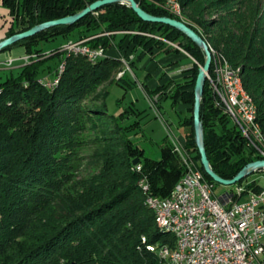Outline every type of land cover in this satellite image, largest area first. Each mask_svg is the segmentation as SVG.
I'll use <instances>...</instances> for the list:
<instances>
[{
	"label": "trees",
	"instance_id": "1",
	"mask_svg": "<svg viewBox=\"0 0 264 264\" xmlns=\"http://www.w3.org/2000/svg\"><path fill=\"white\" fill-rule=\"evenodd\" d=\"M95 1L3 0L14 18L6 37L73 15ZM136 1L153 15L175 17L149 0ZM186 1H181L183 7ZM15 18L21 26L13 31ZM193 21L185 19L202 35L198 26L203 27L204 21ZM132 24L160 27L171 31V35L184 36L191 44L189 52L204 62L201 48L184 33L166 24L144 21L126 2L107 4L72 25H57L15 44L31 53L38 50L40 41L69 35L82 26L94 34L103 29L129 28ZM213 26H219L220 33L202 36L233 70L243 75L264 133V37L254 28L249 29V25L241 35L237 34L236 24L223 21ZM53 57L59 58L54 68L56 76L66 58L58 51L42 61L33 59L20 68L18 76L0 84V264H165L148 246L168 243L173 248L174 237L157 225L155 212L138 185L141 173L132 168L136 165L133 160L140 158L142 174L149 177L152 193L167 197L183 175L169 141L161 144L160 158L146 156L129 136L136 124L125 125L123 112H109L104 100L100 104H83L92 89L109 79L121 64L119 59L107 55L91 62L84 56H67L58 84L50 89L39 81V74L42 65ZM196 70V64L185 70L191 74L169 96L174 103L179 100L189 105L190 115L185 122L190 126L189 139L195 145ZM208 85L206 81L201 106L204 143L213 170L229 179L260 156L247 146L240 129L216 104ZM84 119L94 125L100 137L86 175L75 182L64 175L63 168H68L78 145ZM198 156L205 178L218 183L206 173L200 152ZM256 182L250 180L247 191H260L262 185Z\"/></svg>",
	"mask_w": 264,
	"mask_h": 264
},
{
	"label": "rangeland",
	"instance_id": "2",
	"mask_svg": "<svg viewBox=\"0 0 264 264\" xmlns=\"http://www.w3.org/2000/svg\"><path fill=\"white\" fill-rule=\"evenodd\" d=\"M149 1L156 3L173 14L168 5L169 0H158V3L155 0ZM181 1L176 0L181 6L180 15L182 16V18L180 16L177 19L184 22L185 19L191 22H194V19L204 21L205 27L198 26V30L205 37L215 36L219 30L221 31L219 26L216 27L213 24L223 21L227 24L229 22L231 26L232 24L238 25V35L243 34V30L249 25V29L254 28L264 37V0H185L184 7ZM20 26L18 18H15L13 31ZM248 34L249 32H247ZM70 42L78 43L82 47H103L104 57L111 55L121 62L113 70L107 81L100 83L86 95L83 100L84 105L100 104L104 100L107 103L109 112L116 114L123 112L125 125L136 124L129 132V136L144 150L142 152L144 155L159 158L162 151L161 144L165 140H168L172 153L178 159L182 174L185 173L189 165L199 168L198 147L191 143L189 139L190 126L185 122L186 118L190 115L188 110L189 105L179 100L174 103L173 99L169 96L184 83L187 78L186 76L191 74L190 72H185V70L191 68L194 64L197 65L196 77L198 76L199 68L204 65L206 59L205 52L201 47L204 58L203 63L199 62L196 56L189 52L191 44L187 38L178 34L171 35V31H165L160 27L132 24L129 28L111 31L103 29L98 33L91 34L86 26H82L69 35H59L50 40L40 41L37 44L38 50H33L31 53H28L26 48L21 44H15L1 51L0 84L11 76L19 75L20 68L11 69L15 64L23 63L25 65L33 59H40L42 61L55 51L64 54L66 57L68 53L71 56H84L66 49L65 46L69 45ZM90 42L95 46H92ZM20 47L24 48L26 53L13 56V52ZM209 47L212 55V49H216L211 45ZM174 55L181 56V59L167 60L165 62L161 60L163 57L172 56L173 58ZM58 60V57H53L42 65L43 71L39 74V81H53L55 79L54 68L58 65ZM146 62L149 67L180 63V71H183V75L180 79H171L165 85L160 84L155 89H149L150 99L143 85H147L152 75L150 74V77L147 74L141 78L143 73L142 66ZM187 63L189 68L185 65ZM51 70H54L53 74ZM172 71L170 70V72ZM163 76L161 74L157 79L160 81ZM127 82H131L130 87L125 88L121 86V84ZM156 89L158 90L156 91ZM210 90L212 91L211 88ZM106 92L108 94L106 99H104ZM163 99L165 100L162 101ZM181 105L184 106L180 109ZM85 121L86 119L82 121V129L77 136L78 145L74 147L68 168L66 170L65 167L63 168L64 175L68 176V178L70 177L75 182L81 181L86 175L89 158L98 148L100 137L94 125ZM225 122L232 125L227 118H225ZM132 170L137 171L135 168H132ZM142 170L137 172L142 174ZM252 179H259L264 184V172L255 171L248 177V180ZM233 187L234 185L216 183L215 193L221 196Z\"/></svg>",
	"mask_w": 264,
	"mask_h": 264
},
{
	"label": "built area",
	"instance_id": "3",
	"mask_svg": "<svg viewBox=\"0 0 264 264\" xmlns=\"http://www.w3.org/2000/svg\"><path fill=\"white\" fill-rule=\"evenodd\" d=\"M168 5L175 18H179L176 0H169ZM65 48L70 52H91L96 55V61L105 55L103 47H82L75 42ZM212 56L206 81L216 104L240 129L247 146L260 156L257 160H264V139L258 136L252 111L238 87L236 72L218 61L213 52ZM56 79L57 75L53 81L40 82L52 85ZM135 167L142 170L139 163ZM139 180L145 183L148 198L156 204L157 212H161L163 227L177 228L183 233L185 254L176 257L178 264L185 261L200 264L203 260H215L219 264H264V184L259 179L252 180L262 185L260 191H247L250 181L247 180L237 182L218 196L215 184L205 178L202 170L189 165L167 197L152 193L147 175L141 174ZM161 248L169 247L162 244Z\"/></svg>",
	"mask_w": 264,
	"mask_h": 264
},
{
	"label": "water",
	"instance_id": "4",
	"mask_svg": "<svg viewBox=\"0 0 264 264\" xmlns=\"http://www.w3.org/2000/svg\"><path fill=\"white\" fill-rule=\"evenodd\" d=\"M117 2L128 3L132 7V9L138 14V16L144 21L166 24V25H169V26H172L178 29L179 31L184 33L189 39H191L194 43H196L199 47H201L204 50L206 59H205L204 65L199 68V72H198V76L196 80L193 115H194V129H195L196 142H197V146H198L200 156H201V163L206 173L210 175L214 181L220 184L234 185L237 182L244 179L245 177L254 173L256 170H264V160L263 159L248 163L234 177L229 178V179L221 177L213 170L210 164L207 150H206L205 143H204V134H203L204 127H203V121L201 118L202 98L204 95L207 72L209 71L211 67L212 55H211L209 44L203 38V36L200 35L191 26H189L186 22L180 19L173 18L171 16L153 15L147 12L146 10H144L136 0H97L91 3L90 5H88L82 11L77 12L73 15H68V16H65L59 19H53V20L39 23L27 30L17 32L11 36H8L0 40V52L3 51L5 48L19 42L20 40L34 36L51 27H54L57 25H72L76 23L77 21H79L80 19H82L83 17H85L86 15H88L89 13H92L107 4H113ZM139 161H140L139 158H135L133 160V163L138 164Z\"/></svg>",
	"mask_w": 264,
	"mask_h": 264
},
{
	"label": "bare ground",
	"instance_id": "5",
	"mask_svg": "<svg viewBox=\"0 0 264 264\" xmlns=\"http://www.w3.org/2000/svg\"><path fill=\"white\" fill-rule=\"evenodd\" d=\"M177 6H178V9L180 10L181 6L179 3H177ZM180 13H181V10H180ZM212 52H213L214 56L218 58V61L224 62L225 66H229L231 68L230 63L226 59H224L216 50L212 49ZM74 53L82 54L85 56V58H87V60H89L91 62H96V55L92 54L91 52L78 51V52H74ZM69 55H70V53H68V56ZM66 58L61 62V65L59 66V68L57 70L56 82L53 83L52 85L48 84V83H43L46 86H48L50 89L54 88L58 84L59 79H60V75L65 70ZM235 72H236V78L238 81V87L244 93V100H246L247 105H248L249 109H251L252 114L254 116V121H255V126L257 127L258 136L260 139H264V133L262 131L261 125H260L259 120H258V112H257V107L255 104V101H254L253 97L249 94V92L246 90V88L244 86L243 76L241 75V73H239L237 71H235ZM120 75H122V73H120ZM135 169H136V167H135ZM138 185L142 189L143 193L146 196L147 204L155 212L157 225L160 228H162L163 230H167L169 233L171 232V234L174 237V247L173 248L168 243H161V244L157 243V244L149 245L148 246L149 250L157 252L158 255L162 259H164L165 264H178V260L176 259V257L177 256H184V254H185L184 236H183L182 231L177 229V228H173V227H163L162 214H161V212H157L156 204L151 199L148 198L145 183H143V182H141V180H139ZM162 244L167 245L169 248H163V250H162V248H161ZM183 264H199V262L185 261ZM200 264H219V263H217V261H215V260H203L200 262Z\"/></svg>",
	"mask_w": 264,
	"mask_h": 264
},
{
	"label": "crops",
	"instance_id": "6",
	"mask_svg": "<svg viewBox=\"0 0 264 264\" xmlns=\"http://www.w3.org/2000/svg\"><path fill=\"white\" fill-rule=\"evenodd\" d=\"M12 20H13V18H12L11 14H10V10L3 4V0H0V40L4 39L6 37V34H7L8 30H9V28L11 26ZM25 53H26L25 49L20 47V48H18L17 50H15L13 52V56H19V55H23ZM171 58H172V56L171 57H163L161 60H163V62H165L167 60H179V59H181V56L174 55L173 58L172 59ZM185 65L187 66L188 63L185 64ZM22 66H23V63H18V64H15L13 67H11V69L21 68ZM180 66H181L180 63H174L173 65H168V66L167 65L164 66V65L161 64V66L149 67L147 65V62H146L142 66L143 73H142L141 78L145 77L147 74H149V75L151 74L152 75V77L150 75L151 80L148 81L146 86L150 90L151 89H155L160 84L165 85V83H167L171 79H180L182 77V75H183V71L182 70L180 71ZM177 68H179V69H177ZM187 68H189V67L187 66ZM170 70H173V71L170 72ZM53 71L54 70H51V73ZM161 74L164 75V76L159 81L157 79V77L159 75H161ZM121 86H123L125 88L126 87H130L131 83L127 82V83H125L123 85L121 84ZM143 88L145 90L144 85H143ZM147 94H148V92H147ZM148 96L151 99V95L148 94ZM165 99H163L162 101H164ZM182 106H184V105H181L180 109L182 108Z\"/></svg>",
	"mask_w": 264,
	"mask_h": 264
}]
</instances>
